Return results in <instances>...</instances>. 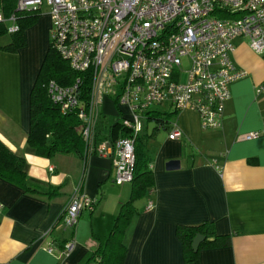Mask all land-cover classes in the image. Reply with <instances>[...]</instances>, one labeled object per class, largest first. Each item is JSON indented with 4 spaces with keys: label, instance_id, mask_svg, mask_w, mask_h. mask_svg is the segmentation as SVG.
<instances>
[{
    "label": "crops",
    "instance_id": "crops-1",
    "mask_svg": "<svg viewBox=\"0 0 264 264\" xmlns=\"http://www.w3.org/2000/svg\"><path fill=\"white\" fill-rule=\"evenodd\" d=\"M50 30L46 10L25 31L22 49L0 52V141L25 159L28 178L44 185L43 192L55 191L25 193L0 179V264H96L131 193L130 183H113L108 158L85 151L83 160L73 154L47 159L26 152L30 96L49 48ZM231 60L247 76L229 87L221 129L203 130L196 113L183 111L172 118L182 139L168 140L166 130V136L155 134L148 142L154 186L135 202L123 239V264H192L184 261L175 231L204 223L218 236H229L230 245L199 249V264H264V91L255 92L264 84V55L255 54L247 40L236 39ZM106 102L115 104L105 99L101 105L99 141L111 125L103 110ZM118 109L127 115L125 108ZM252 132L260 137L237 139ZM170 161H178L179 169L166 170ZM79 182L94 208L81 213L74 229L64 230L55 224ZM70 240L74 249L62 256L58 246ZM49 246L55 251L48 253Z\"/></svg>",
    "mask_w": 264,
    "mask_h": 264
},
{
    "label": "built area",
    "instance_id": "built-area-1",
    "mask_svg": "<svg viewBox=\"0 0 264 264\" xmlns=\"http://www.w3.org/2000/svg\"><path fill=\"white\" fill-rule=\"evenodd\" d=\"M43 6L51 22L50 48L72 71L91 80L86 102L80 98V78L67 87L50 81L49 98L62 114L76 113L86 153L108 158L119 186L133 180L135 140L153 107L167 106L176 114L191 111L201 129H221L229 87L247 76L231 60L234 41L245 39L255 54L264 55V0H19L17 10ZM0 23L7 24L8 34L18 31L13 15L0 14ZM186 63L188 70L182 72ZM263 91L264 84L255 90ZM105 99L127 110L120 123L129 136L113 138L108 131L99 141L96 127ZM182 137L172 122L168 140ZM259 137L252 132L237 139ZM93 208L79 182L60 226L74 229L81 213ZM73 249L70 240L59 252L67 256Z\"/></svg>",
    "mask_w": 264,
    "mask_h": 264
},
{
    "label": "trees",
    "instance_id": "trees-1",
    "mask_svg": "<svg viewBox=\"0 0 264 264\" xmlns=\"http://www.w3.org/2000/svg\"><path fill=\"white\" fill-rule=\"evenodd\" d=\"M18 1L0 0V14L4 18L13 15L18 25L17 32L8 34L7 24L0 23V52L15 54L22 49L25 46V31L40 17V10L19 12L17 10ZM6 37H8V40L4 42L3 40ZM78 78L81 80L80 98L83 102H86L90 94V78L87 74L72 71L69 64L49 46L30 96V129L26 140V152L28 154L47 159L55 155L73 154L81 160L84 159L85 146L77 131L79 121L76 113L73 111L62 114L59 108L51 102L46 89L50 81H54L59 86L67 87ZM175 114L176 112L172 111L158 117L152 110L147 113V120H154L158 127L150 135L141 133L136 137L134 145L135 164L133 180L130 183V197L126 203L121 205L114 225L100 250L96 264L124 263L126 246L123 239L131 216L135 211V202L141 200L146 192L151 191L154 186L151 159L147 147L148 141L153 138L159 128L169 130ZM108 131L113 138L129 136V131L124 129L118 120L111 123ZM27 169L25 159L11 152L0 141L1 180L20 188L25 193L51 195L55 192L53 189L43 192L41 187L44 185L28 178ZM62 218L63 215L55 225L60 224ZM196 235L205 237L199 249L220 248L230 245V237L218 236L210 224L178 226L175 236L182 245L183 258L186 263L199 264V249L194 252L191 246ZM66 243L60 244L58 248L62 250Z\"/></svg>",
    "mask_w": 264,
    "mask_h": 264
},
{
    "label": "rangeland",
    "instance_id": "rangeland-1",
    "mask_svg": "<svg viewBox=\"0 0 264 264\" xmlns=\"http://www.w3.org/2000/svg\"><path fill=\"white\" fill-rule=\"evenodd\" d=\"M46 10H47L46 7L43 6L42 9L40 10V15L45 13ZM7 40H8V37H6L3 41L5 42ZM181 70H182V72H186L188 70L187 63L182 66ZM182 79L183 80L185 79L184 73L182 75ZM46 89H47V86H46ZM103 110L106 113L107 123H112L113 121H115L117 118H119L121 116L120 110L118 109V107L115 104H112V106H111V104L109 105V103L106 102L103 106ZM152 111H154L156 113V116L159 117V116H161V114L168 113V108H167V106H157V107H153ZM100 127L103 128V125ZM156 127H158V124L154 120L144 121L142 133L150 135ZM166 132H167L166 130L159 128L155 134L158 135V137H164V136H166Z\"/></svg>",
    "mask_w": 264,
    "mask_h": 264
},
{
    "label": "water",
    "instance_id": "water-1",
    "mask_svg": "<svg viewBox=\"0 0 264 264\" xmlns=\"http://www.w3.org/2000/svg\"><path fill=\"white\" fill-rule=\"evenodd\" d=\"M166 170L173 171L179 169V162L178 161H170L165 166ZM205 240V237L202 235H196L195 238L192 240V249L194 252H197L199 249L200 244Z\"/></svg>",
    "mask_w": 264,
    "mask_h": 264
}]
</instances>
